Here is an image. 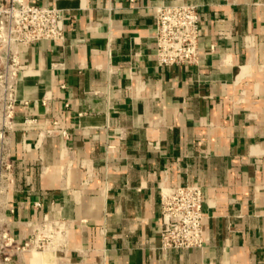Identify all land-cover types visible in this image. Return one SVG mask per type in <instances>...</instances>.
I'll return each mask as SVG.
<instances>
[{"label": "crops", "instance_id": "obj_1", "mask_svg": "<svg viewBox=\"0 0 264 264\" xmlns=\"http://www.w3.org/2000/svg\"><path fill=\"white\" fill-rule=\"evenodd\" d=\"M1 1V0H0ZM63 40L21 48L12 264H264V0H26ZM197 4L196 64L160 66L155 9ZM199 184L202 248L164 249L160 186Z\"/></svg>", "mask_w": 264, "mask_h": 264}, {"label": "built area", "instance_id": "obj_2", "mask_svg": "<svg viewBox=\"0 0 264 264\" xmlns=\"http://www.w3.org/2000/svg\"><path fill=\"white\" fill-rule=\"evenodd\" d=\"M155 23L160 66L198 63L203 28L197 4L158 5ZM66 32L64 8L26 0L0 1V264H12L23 251L45 248L50 237L41 232L57 225L45 219L31 239L23 242L12 236L5 214L15 172L8 131L14 124L18 82L29 70L21 59V48L42 40H63ZM160 202L162 248H202L207 241L202 186L162 184Z\"/></svg>", "mask_w": 264, "mask_h": 264}]
</instances>
